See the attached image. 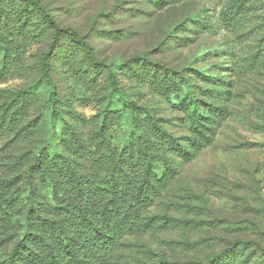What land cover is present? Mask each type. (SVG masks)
Masks as SVG:
<instances>
[{"label": "rangeland", "instance_id": "1", "mask_svg": "<svg viewBox=\"0 0 264 264\" xmlns=\"http://www.w3.org/2000/svg\"><path fill=\"white\" fill-rule=\"evenodd\" d=\"M40 2L60 27L90 44L98 61L144 58L158 66L157 81L162 69L186 79L200 107L191 124L192 105L181 104L179 83L158 84L139 64L123 70L118 84L141 113L115 115L105 106V71L91 69L66 45L52 60L53 127L61 133L56 153L68 165L62 173L96 180L111 166L108 155L124 145L133 119L145 148L152 145V156L174 171L141 212L148 227L125 235L105 263L207 264L235 241L264 249V0ZM4 7L12 26L1 34L8 51H0V200L13 216L0 228V263L23 234L28 189L40 203L48 201L46 183L32 167L39 153L47 154L50 131L48 89L40 80L50 32L36 19L20 29V7ZM232 10L243 17L234 28ZM179 145L191 152L186 160L174 151ZM49 218L57 219L54 212ZM253 245L221 264H264Z\"/></svg>", "mask_w": 264, "mask_h": 264}, {"label": "trees", "instance_id": "2", "mask_svg": "<svg viewBox=\"0 0 264 264\" xmlns=\"http://www.w3.org/2000/svg\"><path fill=\"white\" fill-rule=\"evenodd\" d=\"M6 4H16L20 7L17 9L20 29L36 19L39 25L50 32L51 41L40 57V80L48 89L47 117L50 131L48 152L45 155L39 153L32 167L33 171L40 172L42 180L46 183L48 201L40 203L35 192L28 189L24 197L23 234L14 242L7 258L0 264H106L125 235L140 232L148 227V223L141 217V212L146 210L153 198L171 182L174 171L168 163H161L152 156V145L145 148L138 124L133 119L131 136L129 134L119 151L108 155L111 166L96 180L87 184L82 182L81 172L77 177L70 170L62 173L68 165L61 161V157L56 153L61 133L59 127H53L57 125L58 110L51 76L52 60L66 45L73 51H80L88 67L97 72L105 71L108 85L105 106L115 115L126 112L134 118L141 113V108L128 99L118 84L119 75H124L123 70L139 64L140 69L149 70L151 79L158 84L179 83L178 89L183 94L181 104L187 100L189 105H192L191 124L197 123L195 117L199 115L200 107L193 98L191 86L186 79L170 70L162 69L159 82L156 80L158 66L144 58H135L127 64H106L98 61L90 44L78 39L74 30L60 27L40 0H0V51H8V47L3 49L1 46L7 40V37L1 34L12 26L9 22L12 17L7 15L4 7ZM229 14V25L234 28L243 17L237 16L238 13L233 10ZM2 64L9 65V62L6 63L2 59ZM146 117L153 129H158L155 119L149 115ZM167 138L172 144H178L171 135H167ZM178 148L174 149L175 153L186 160L191 152L180 145ZM47 164L50 166L47 167ZM157 166L163 167L160 174L157 172ZM28 176H31V172H28ZM52 212L57 219L49 218ZM10 216L13 215L10 214L9 204L0 200V228L11 222ZM45 227L55 229V233L44 229ZM252 245L253 243L243 241L231 242L221 254L211 258L207 264L227 262L232 253ZM255 247L264 253V249Z\"/></svg>", "mask_w": 264, "mask_h": 264}]
</instances>
